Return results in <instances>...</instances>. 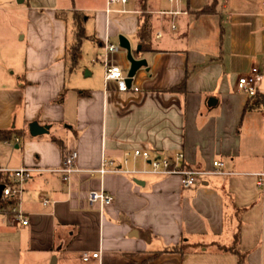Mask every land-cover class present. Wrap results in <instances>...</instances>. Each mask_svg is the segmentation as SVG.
I'll return each mask as SVG.
<instances>
[{"label":"crops","instance_id":"1","mask_svg":"<svg viewBox=\"0 0 264 264\" xmlns=\"http://www.w3.org/2000/svg\"><path fill=\"white\" fill-rule=\"evenodd\" d=\"M209 3L128 0L106 14L105 0H0L12 25L23 23L9 31L20 45L2 52L0 44V129L21 133L0 141V168L56 169L65 152H77L67 180L48 170L24 183L26 225L12 222L6 206L0 211V264H238L237 255L218 249L235 236L247 264H264V186L256 176L264 171V0H215L212 12H198ZM73 10L84 15L86 38L69 71ZM169 10L186 13H160ZM146 16L148 49L140 50L137 29ZM119 35L147 62L133 77L137 91L104 87V40L118 47L113 62L129 66ZM85 44L94 52L89 62ZM253 66L262 73L263 103L245 110L250 96L236 81ZM184 79L181 91L169 90ZM31 121L48 132L30 135ZM135 148L182 151L196 169L218 159L223 173L182 188L176 175L95 171L102 157L120 169H148ZM90 189H104L113 202L89 205ZM182 242L190 245L185 252L165 251Z\"/></svg>","mask_w":264,"mask_h":264},{"label":"built area","instance_id":"2","mask_svg":"<svg viewBox=\"0 0 264 264\" xmlns=\"http://www.w3.org/2000/svg\"><path fill=\"white\" fill-rule=\"evenodd\" d=\"M128 0H105V12L109 14L115 11L113 5L115 4H126ZM170 3L178 0H168ZM121 12L126 11L125 9L119 10ZM160 13H168L171 15L186 13L182 10H169ZM174 28V25H171ZM159 35V34H158ZM117 46L104 40L103 52L101 54V62L104 68V87L113 88L117 91L126 92L129 90L137 91L138 87L131 84L130 86L126 83L127 68L120 66L113 62L112 54L117 50ZM262 79V73L257 66H253L247 73L239 75L236 81L237 89L249 96L254 95L258 90L257 84ZM133 80V78H132ZM135 157H140L145 160L149 167L145 170H127L120 169L113 165L111 160L104 157L101 158L99 167L95 170L100 175L106 172H128V173H145L150 172L153 174L160 175H176L180 179V186L182 188H189L192 186L196 179L201 175L207 174H218L223 173L222 168L224 163L221 160L215 159L211 163L210 169H196L187 167L184 164V153L178 151L169 156L163 155H152L147 149L135 148L132 151ZM77 159V152L75 150H69L64 153L62 159V167L56 169H44L35 166H21L18 168H0L1 179L0 185V202L8 203L6 208L10 214V220L14 223L26 225L28 223L25 212L20 207V197L23 192L24 183L33 175L34 172L39 171H59L63 173V180H67L69 175L76 171L75 162ZM257 185L264 186V171L256 174ZM86 200L89 205H98L104 207L113 202V197L106 192L104 189H90L86 194ZM47 201L44 200L45 204ZM5 206H0V211L4 210ZM99 252H93L91 254L84 253L82 255L83 260H88L89 257H98Z\"/></svg>","mask_w":264,"mask_h":264},{"label":"trees","instance_id":"3","mask_svg":"<svg viewBox=\"0 0 264 264\" xmlns=\"http://www.w3.org/2000/svg\"><path fill=\"white\" fill-rule=\"evenodd\" d=\"M215 0H211V3L208 5H205L201 10H199V13H208L212 12L214 8ZM143 6V5H142ZM143 13V10L141 11ZM70 24H69V37L67 39V45H66V60L69 63V71L73 70L78 62V57L81 52V45L83 40L86 38L85 32H84V15L82 12L73 10L71 12L70 17ZM149 23H148V16L142 20V22L139 23L138 29H137V38L140 45V50L148 49L146 48V45L149 42ZM185 86V79L178 85L173 86L169 88L170 91H181ZM61 98V95L59 97V100ZM263 103V94L259 91H256L254 95H251L245 104L244 109H251L254 107H259ZM21 133L16 131L13 128L9 129H0V141H11L14 139V137L20 136ZM54 142H56L58 145L62 146V142L57 139L56 137L51 138ZM1 206H7L8 203H2L0 202ZM189 244L186 242H182L179 245H175L169 249H166V252H177V253H183L189 248ZM218 249L222 252H230L235 255H237L238 258V264H247L246 263V253L241 251L238 248L237 243V236L234 237L233 243L230 246H224L219 245Z\"/></svg>","mask_w":264,"mask_h":264},{"label":"rangeland","instance_id":"4","mask_svg":"<svg viewBox=\"0 0 264 264\" xmlns=\"http://www.w3.org/2000/svg\"><path fill=\"white\" fill-rule=\"evenodd\" d=\"M18 1V0H15ZM77 4L79 5H98L100 0H76ZM150 2V0H148ZM11 19V12L4 8L0 9V44H1V50L4 52L5 49H10L13 47H17L21 43L18 41L17 37L14 36L9 31H19L20 27H22L23 23L20 19L14 21V25H12ZM118 43V40L115 41ZM83 56L87 60V62L90 61L91 58H94V52L92 51L91 47H87V44H85V50H83ZM102 54V53H101ZM95 59V58H94ZM0 61L6 62L4 60L3 53L0 54ZM122 66V65H120Z\"/></svg>","mask_w":264,"mask_h":264},{"label":"water","instance_id":"5","mask_svg":"<svg viewBox=\"0 0 264 264\" xmlns=\"http://www.w3.org/2000/svg\"><path fill=\"white\" fill-rule=\"evenodd\" d=\"M119 46L124 48L126 50V59L129 63L128 70H127V77H126V83L128 86H130L132 78L134 77L136 71L141 67H146L147 62L143 58H136L133 55L129 40L123 36L119 35ZM138 49V47H137ZM29 134L32 136H37L43 133H47L49 130V125H41L37 121H31L28 125ZM2 188V185H0V189Z\"/></svg>","mask_w":264,"mask_h":264}]
</instances>
